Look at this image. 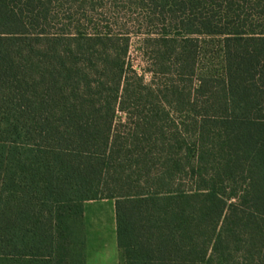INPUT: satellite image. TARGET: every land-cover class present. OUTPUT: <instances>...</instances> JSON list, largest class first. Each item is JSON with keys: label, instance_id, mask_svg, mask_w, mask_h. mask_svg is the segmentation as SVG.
Returning a JSON list of instances; mask_svg holds the SVG:
<instances>
[{"label": "trees", "instance_id": "obj_1", "mask_svg": "<svg viewBox=\"0 0 264 264\" xmlns=\"http://www.w3.org/2000/svg\"><path fill=\"white\" fill-rule=\"evenodd\" d=\"M144 1L148 83L126 36L0 0V264H61L99 199L124 264H264V0Z\"/></svg>", "mask_w": 264, "mask_h": 264}, {"label": "rangeland", "instance_id": "obj_2", "mask_svg": "<svg viewBox=\"0 0 264 264\" xmlns=\"http://www.w3.org/2000/svg\"><path fill=\"white\" fill-rule=\"evenodd\" d=\"M50 5L54 19L46 26V32H82L87 36L108 32L115 36H126V62L138 75L143 76L144 82L151 81L153 39L158 38L166 26L165 22L155 17L146 1L51 0ZM198 38L206 40L205 43L218 40L217 37ZM120 120H124V114L118 112L117 121ZM67 226L70 244L65 249L63 247L61 264H124L121 251L113 248L115 212L112 200L84 202L82 215L71 216ZM6 264L18 263L8 260Z\"/></svg>", "mask_w": 264, "mask_h": 264}, {"label": "crops", "instance_id": "obj_3", "mask_svg": "<svg viewBox=\"0 0 264 264\" xmlns=\"http://www.w3.org/2000/svg\"><path fill=\"white\" fill-rule=\"evenodd\" d=\"M115 212V211H114ZM114 238H115V240H114V246H113V248L115 247H117V249H118V246H117V242H116V225H115V236H114ZM119 250V249H118ZM120 251V250H119Z\"/></svg>", "mask_w": 264, "mask_h": 264}]
</instances>
